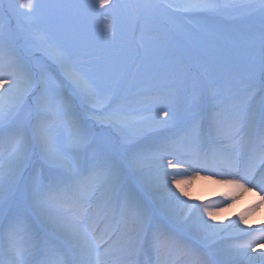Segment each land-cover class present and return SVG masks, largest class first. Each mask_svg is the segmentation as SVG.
<instances>
[{
  "label": "snow or ice",
  "instance_id": "6c2138e0",
  "mask_svg": "<svg viewBox=\"0 0 264 264\" xmlns=\"http://www.w3.org/2000/svg\"><path fill=\"white\" fill-rule=\"evenodd\" d=\"M200 172L264 204V0H0V264H264Z\"/></svg>",
  "mask_w": 264,
  "mask_h": 264
},
{
  "label": "rangeland",
  "instance_id": "374dc122",
  "mask_svg": "<svg viewBox=\"0 0 264 264\" xmlns=\"http://www.w3.org/2000/svg\"><path fill=\"white\" fill-rule=\"evenodd\" d=\"M199 176L201 175H198L196 178L192 180L195 179L198 180ZM177 179L185 180L186 177L178 176ZM192 180L191 182L187 183V185H185L186 187L189 188V192H191L189 196L192 199L189 202L204 203L211 205L213 213L217 216V220L213 221L214 223L222 222L226 224L230 221L236 220L242 214L247 216V222L249 225H255L260 217L264 219V210L261 207L255 208L254 207L255 204L248 206H243L242 204L233 205L232 203H231L232 206H226L221 204L220 199L222 195L226 192V189L222 185L219 184L214 185L212 183H208L207 185H199L200 186L199 189L194 191L192 190V182H193ZM213 193L216 194L212 196ZM182 198L187 199V197H182Z\"/></svg>",
  "mask_w": 264,
  "mask_h": 264
},
{
  "label": "bare ground",
  "instance_id": "6f19581e",
  "mask_svg": "<svg viewBox=\"0 0 264 264\" xmlns=\"http://www.w3.org/2000/svg\"><path fill=\"white\" fill-rule=\"evenodd\" d=\"M198 175H201V176H199V179L198 180H196V179L195 180H192L193 181L192 182V190H194V191L197 190V189H199V187H200L199 185H207L208 183H212V184L215 185L216 183H214V181L220 179V177H218V176H211L210 173H206V172H200V174H198ZM181 180H183V179H181ZM185 185H187V184H184L183 186L186 188V190L190 194L191 192H189V188L186 187ZM256 191H258V190H255V191H252V192H241L239 195H237V197H236V199H235L234 202H230L227 205L224 204V203H221V201L224 198V194H225L223 192L224 194L222 195V197L220 199V203L223 204V205H226V206H232L231 203L233 205H240V204H242L243 206H248V205H253V204L256 205V204L259 203V199H258V197L256 195ZM216 193H213L212 196L214 194H216ZM260 195L261 196H264V193H260ZM260 207L264 210V204H262Z\"/></svg>",
  "mask_w": 264,
  "mask_h": 264
}]
</instances>
